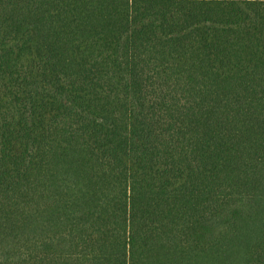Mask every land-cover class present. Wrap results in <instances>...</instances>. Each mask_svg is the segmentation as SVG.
Wrapping results in <instances>:
<instances>
[{"label": "trees", "instance_id": "1", "mask_svg": "<svg viewBox=\"0 0 264 264\" xmlns=\"http://www.w3.org/2000/svg\"><path fill=\"white\" fill-rule=\"evenodd\" d=\"M0 264H264V0H0Z\"/></svg>", "mask_w": 264, "mask_h": 264}]
</instances>
